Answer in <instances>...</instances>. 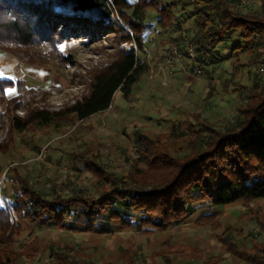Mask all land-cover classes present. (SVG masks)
Segmentation results:
<instances>
[{
	"label": "rangeland",
	"instance_id": "obj_1",
	"mask_svg": "<svg viewBox=\"0 0 264 264\" xmlns=\"http://www.w3.org/2000/svg\"><path fill=\"white\" fill-rule=\"evenodd\" d=\"M227 1L241 11L253 12L252 15L260 9L258 0ZM191 10L190 0L176 3L172 10L176 19L165 29L157 22V12L147 10L148 25L141 50H137L134 42H120L119 33L105 31L98 33L94 41H89L84 33L68 31L69 37L58 48L71 54L72 63L46 53L41 47H33L26 51L34 60L29 64L0 48V70L3 66L17 65L23 70L42 69L44 73L42 81L28 74L20 78L30 88L25 94L28 100L11 108L0 128V145L5 146L0 152V163L6 165L1 172L0 192L4 185V190L14 191L12 196H8V191L3 193L7 203L14 199L18 176L28 178L35 188L45 191L56 182L63 195L78 188L93 197L103 192L106 187L97 184L93 174L67 161L70 154L79 151L99 154L104 168L114 176L141 182L146 166L135 161L133 131L139 129L158 139L170 154L178 156L190 149L185 143L169 139V135L178 133L181 140L187 141L194 137L198 123L219 127L233 119L237 108L247 103L243 101L245 95L222 93L225 78L233 80L232 86L237 89L240 85L262 86L264 46L253 52L247 46L233 51L220 45L214 50L220 63L209 65V69L204 66L198 73L196 67L191 75L187 71L190 61L179 55L178 45L170 44L172 38L190 34ZM110 21L131 34L115 10ZM228 36L234 38L235 33ZM131 48L137 51L146 68L128 97L117 91L107 110L58 130L51 124L39 128L29 125L22 133L10 131L12 115L24 119L33 108L59 112L81 99L88 92L92 73L107 66L117 50ZM1 204L8 205L4 201ZM211 209L218 214L212 223L198 224L199 214H195L165 230L135 225L120 228L110 223L106 231L98 232L85 230L76 221L60 228L36 227L27 219L12 220L10 231L1 235V246L9 252L12 264H52L57 254H67L79 264H250V257L264 248V198ZM226 230L231 233L230 246L220 239Z\"/></svg>",
	"mask_w": 264,
	"mask_h": 264
},
{
	"label": "trees",
	"instance_id": "obj_2",
	"mask_svg": "<svg viewBox=\"0 0 264 264\" xmlns=\"http://www.w3.org/2000/svg\"><path fill=\"white\" fill-rule=\"evenodd\" d=\"M178 1L181 0H0V48L29 64L34 60L26 51L33 47H41L46 53L72 63L71 54L58 48L69 33H84L89 41H94L98 33L105 31L119 33L120 42H134L141 50L148 25L147 10L157 12V22L165 29L176 19L172 10ZM258 1L260 9L252 15L253 12L241 11L227 0H190V34L172 38L170 44L178 45L179 55L190 61L187 71L191 75L196 67L209 69V65L220 63L214 53L220 45L233 51L246 46L253 52L263 49L264 0ZM113 10L131 34L110 21ZM232 32L234 38L228 36ZM145 68L146 63L133 48L119 49L107 66L92 73L88 92L81 99L59 112L33 108L24 119L12 115L10 131L22 133L29 125L39 128L51 124L58 130L103 112L110 107L117 91L128 97ZM232 85L235 82L225 78L222 93L245 95L243 101L247 104L237 108L231 121L219 127L198 123L199 129L187 141L181 140L178 133L169 135V139L185 143L189 153L174 156L158 139L139 129L133 131L135 161L146 166L141 182L114 176L104 168L99 154L85 151L70 154L67 161L77 169L87 170L97 184L106 187L95 197L86 195L83 188L63 195L56 182L45 191L35 188L28 178L18 176L14 201L6 207L0 205V264H12L9 252L1 246V235L9 230L12 220L27 219L36 227L60 228L76 221L85 230L98 232L106 231L110 223L120 228L135 225L165 230L195 214H199L198 224L212 223L218 214L211 208L264 198V84L251 88L240 85L238 89ZM211 87L214 91L213 83ZM29 90L23 79L0 78V128L8 111L28 100L25 94ZM2 147L5 146L0 145V152L4 151ZM135 170L140 171L137 167ZM230 235L226 230L220 236L226 246L233 244ZM260 251L250 257V264H264V248ZM57 255L52 264L78 263L67 254Z\"/></svg>",
	"mask_w": 264,
	"mask_h": 264
},
{
	"label": "crops",
	"instance_id": "obj_3",
	"mask_svg": "<svg viewBox=\"0 0 264 264\" xmlns=\"http://www.w3.org/2000/svg\"><path fill=\"white\" fill-rule=\"evenodd\" d=\"M32 75L33 78H35L38 81H42L43 78V70L42 69H38V70H30V69H26L23 70L20 66H13V67H8V66H3V68L0 70V78H4V77H12L9 79H20L21 77H23L24 75ZM6 165H4L3 163H0V177H1V172L4 171ZM5 183H3L4 185ZM5 185L2 188V191L0 192V205L1 203L4 201L6 204H8V200L4 197V192L8 191V196H12L13 192H11L10 189L8 190H4ZM9 188H11V186L9 185ZM11 193V194H10ZM15 194V193H14ZM14 199L12 198V200L10 202H13Z\"/></svg>",
	"mask_w": 264,
	"mask_h": 264
},
{
	"label": "built area",
	"instance_id": "obj_4",
	"mask_svg": "<svg viewBox=\"0 0 264 264\" xmlns=\"http://www.w3.org/2000/svg\"><path fill=\"white\" fill-rule=\"evenodd\" d=\"M249 2H252V1H249ZM249 2H247V4H249ZM188 51H189L190 56L193 57V51H192V48L191 47L188 48ZM170 59L173 60V57H171ZM168 62H169V59H168ZM198 72H199V69H196V73H198Z\"/></svg>",
	"mask_w": 264,
	"mask_h": 264
}]
</instances>
